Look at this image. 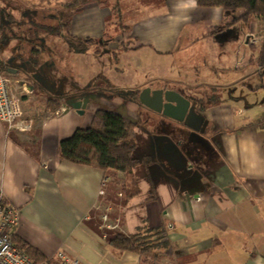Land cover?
<instances>
[{
    "label": "crops",
    "instance_id": "crops-1",
    "mask_svg": "<svg viewBox=\"0 0 264 264\" xmlns=\"http://www.w3.org/2000/svg\"><path fill=\"white\" fill-rule=\"evenodd\" d=\"M69 2L0 0V67L32 123L19 133L0 120V190L19 213L10 234L45 258L60 251L82 264H138L135 253L109 245L114 236L108 232L128 236L160 228L169 245L162 264H264V121L258 122L264 100L244 109L243 77L224 81L225 69L199 62L209 54L219 60L220 51L209 45L230 41L232 29L236 41L250 47L251 28H238L237 17L230 25L226 12L199 8L196 0H98L76 10L66 7ZM16 11L21 22L12 15ZM74 39L93 40L88 45L99 55L104 49L117 54L123 46L126 54L168 60L186 50L185 60L193 57V63L184 79L168 71L143 87L185 98L183 121L129 101L137 87L124 89L131 93L98 91L96 83L81 89L78 67L85 51L73 49ZM65 95L95 98L81 115L70 106L48 112V99ZM96 110L135 123L139 195L128 201L105 189L101 170L59 157L60 142L89 127ZM142 113L147 118L141 122ZM104 214L119 219V230L100 227Z\"/></svg>",
    "mask_w": 264,
    "mask_h": 264
},
{
    "label": "trees",
    "instance_id": "trees-1",
    "mask_svg": "<svg viewBox=\"0 0 264 264\" xmlns=\"http://www.w3.org/2000/svg\"><path fill=\"white\" fill-rule=\"evenodd\" d=\"M98 0H70L66 7L76 10L82 6L97 2ZM199 8H219L224 12L241 10L243 13L234 22H241L249 27L252 21L259 22L262 27V35L258 42L251 43L250 48L257 50V55L251 62L264 69V0H196ZM69 26V20L66 23ZM69 33V29L66 30ZM73 49L79 53L84 52L86 45L93 43L90 39H74ZM35 53V52H33ZM31 62L36 65V55L31 57ZM5 73V69L0 67ZM6 74V73H5ZM96 86L98 91H115L109 82ZM141 89L136 88L130 95L129 101L138 103V95ZM88 96L84 97L87 98ZM60 100L61 102H59ZM78 100L70 96L49 98L46 104L48 112L55 111L61 103ZM199 103H201L199 101ZM202 109V104L199 105ZM142 108H145L141 106ZM146 109V108H145ZM264 110V109H263ZM264 121V115L258 122ZM135 123L122 115L107 111L96 110L91 123L86 129H77L74 133L63 139L59 144V157L67 162L99 169L104 174L103 186L108 191L121 194L125 201L139 195V189L133 177V170L137 160L133 158L135 149ZM110 218V217H109ZM114 219V218H112ZM14 245L24 251L34 262L43 261L46 258L31 247L12 236ZM109 245L117 251L131 252L138 256V264H162L169 248L166 235L160 228L137 230L134 234L125 236L116 233L109 240Z\"/></svg>",
    "mask_w": 264,
    "mask_h": 264
},
{
    "label": "rangeland",
    "instance_id": "rangeland-1",
    "mask_svg": "<svg viewBox=\"0 0 264 264\" xmlns=\"http://www.w3.org/2000/svg\"><path fill=\"white\" fill-rule=\"evenodd\" d=\"M226 13L228 14V20L230 21L229 23L231 25L233 18L239 17L243 12L241 10H236ZM12 15L14 16L16 22H21V13L16 11L13 12ZM225 21L226 20L222 22V25H225ZM240 26L248 27L245 24L239 22L238 28H240ZM249 27L252 30L253 39L255 42H258L262 35V27L260 23L252 21L249 24ZM236 33V29H232L230 30V34L228 36L230 41L227 38L224 40L219 39L214 44L211 43L209 45L211 50L216 49L220 51H218L220 58L219 60L214 61L212 54H209L205 60L200 58L199 62H205V64L208 65V68H212L214 65H216L217 67H220L222 71L225 69L226 73H224V76L227 78H225L224 81L232 79L233 74L234 77H243L241 83L243 81L246 82V86L249 88L243 89L242 87L245 85L240 86L241 96L239 101L244 104L243 108L247 109L248 107L254 105L255 102H258L259 97H261L262 101L264 100V69H259L258 66L251 62L252 58L256 57L257 50L251 49L247 45H244L241 40H238L237 42ZM231 38H233V43L231 42ZM14 42H18V40H15ZM102 49L104 48H99V51L102 52ZM95 50H97L96 46L86 45L84 54H81L80 56V62H85L84 65H79L78 67L81 77L79 82L81 89L84 87H90L93 83H96L97 87L99 85H104L106 84L105 81L107 80L112 89L122 88V90H124L125 88L131 89L137 87L142 90L146 88H143L145 85L154 83L156 81L155 78L158 75L166 74L168 71H170V73L173 72L176 80L184 79V71L186 68L189 70V67H186V65H191V63H193V57L185 60L186 50L180 52L181 54L179 53L168 60L157 59L153 56H145L147 58H144L141 55L142 51L138 52L136 56L132 55L130 52L126 54L123 46L120 47V49L117 50L118 52H116L117 54L114 55H112V52L106 49H104L103 53L99 55L94 53ZM143 52L148 54L146 51ZM193 54L194 51H188L189 56H192ZM66 57L67 55L65 53V61ZM118 66L120 67V70H116ZM209 71H212V69H209ZM244 76H247V78L245 79ZM12 87L19 95L18 88L16 86ZM124 91L131 93L127 89ZM210 95L211 94H209V96ZM144 112L150 111L146 110ZM146 118L147 116L145 113H142L140 116L141 122ZM152 122H154V120H152ZM108 234L110 236H114L115 232L109 231Z\"/></svg>",
    "mask_w": 264,
    "mask_h": 264
},
{
    "label": "built area",
    "instance_id": "built-area-1",
    "mask_svg": "<svg viewBox=\"0 0 264 264\" xmlns=\"http://www.w3.org/2000/svg\"><path fill=\"white\" fill-rule=\"evenodd\" d=\"M67 107V105L61 103L56 113L64 112ZM262 108L264 109V104ZM0 120L7 125L9 131L14 130L25 133L32 128L31 121L23 117L19 95L11 87L7 75L1 68ZM99 194L104 195V189H101ZM18 219V211L6 203L0 190V264H82L60 251L43 261L34 262L29 255L18 249L12 241L10 229L18 225ZM100 227L105 230H119V219H112L104 214L101 217Z\"/></svg>",
    "mask_w": 264,
    "mask_h": 264
},
{
    "label": "water",
    "instance_id": "water-1",
    "mask_svg": "<svg viewBox=\"0 0 264 264\" xmlns=\"http://www.w3.org/2000/svg\"><path fill=\"white\" fill-rule=\"evenodd\" d=\"M13 73L15 70H11ZM95 95H90L83 100L68 101L67 104L78 114H82L89 100H93ZM138 103L146 109L162 114L177 122L183 121L189 102L178 93L171 90L151 88L142 89L138 95Z\"/></svg>",
    "mask_w": 264,
    "mask_h": 264
}]
</instances>
